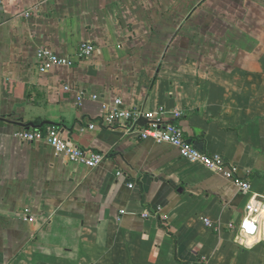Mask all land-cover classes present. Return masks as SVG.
Returning a JSON list of instances; mask_svg holds the SVG:
<instances>
[{"label": "crops", "instance_id": "0c3cea01", "mask_svg": "<svg viewBox=\"0 0 264 264\" xmlns=\"http://www.w3.org/2000/svg\"><path fill=\"white\" fill-rule=\"evenodd\" d=\"M45 47L74 65L41 72ZM117 98L163 106L252 191L169 143L85 128ZM46 122L106 158L90 168L16 136ZM0 264H264V0H0Z\"/></svg>", "mask_w": 264, "mask_h": 264}, {"label": "built area", "instance_id": "2783aa9c", "mask_svg": "<svg viewBox=\"0 0 264 264\" xmlns=\"http://www.w3.org/2000/svg\"><path fill=\"white\" fill-rule=\"evenodd\" d=\"M97 51V47L90 41H84L80 45V56L89 58ZM39 69L46 72L54 66L66 65L72 66L75 61L69 57L61 56L49 48H41L37 52ZM97 98V96H95ZM123 101L117 98L114 106H105V112L99 119V122L92 121L85 128L95 129L102 127H121L125 133L136 136L138 139H152L158 143H169L176 147L179 154L191 161L199 162L206 168L215 173L221 174L227 179L233 181L238 190L242 194H249L252 191V182L249 177H245L240 173L238 165L227 160L220 154H213L198 149L192 142L188 141L184 136L183 129L175 122H167L163 118L165 108L161 106L156 111L144 110L141 108L122 107ZM174 117L181 115L180 111H173ZM145 118L147 123L140 124V120ZM16 136L23 142H48L57 154L67 156L71 161L85 164L92 168L99 165L106 158L103 152L93 151L80 147L72 143L64 137L57 126L51 125L44 129H27L19 128ZM118 174H122L120 171ZM134 184H130L132 187ZM249 212L258 213L260 208L256 202H249L246 205ZM151 215L149 210H145L143 217ZM33 219L32 217L28 218ZM205 224L216 231L220 230L211 219L205 218ZM240 226L246 232H253L257 229L255 221L244 219ZM229 229H235V222H230Z\"/></svg>", "mask_w": 264, "mask_h": 264}, {"label": "water", "instance_id": "95a60500", "mask_svg": "<svg viewBox=\"0 0 264 264\" xmlns=\"http://www.w3.org/2000/svg\"><path fill=\"white\" fill-rule=\"evenodd\" d=\"M2 119H3V118H2ZM4 120H6V119H4ZM7 121H10V120H7ZM44 124H49V122L43 123V124H41V125H35V124H33V123H22V125H23L24 127H26L27 129H31V128L39 129V128L43 127Z\"/></svg>", "mask_w": 264, "mask_h": 264}]
</instances>
